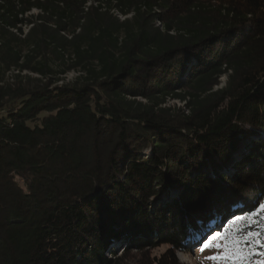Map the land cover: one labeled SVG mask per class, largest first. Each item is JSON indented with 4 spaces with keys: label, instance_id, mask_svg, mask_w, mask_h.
<instances>
[{
    "label": "trees",
    "instance_id": "16d2710c",
    "mask_svg": "<svg viewBox=\"0 0 264 264\" xmlns=\"http://www.w3.org/2000/svg\"><path fill=\"white\" fill-rule=\"evenodd\" d=\"M263 196L264 0H0V264H181Z\"/></svg>",
    "mask_w": 264,
    "mask_h": 264
},
{
    "label": "rangeland",
    "instance_id": "374dc122",
    "mask_svg": "<svg viewBox=\"0 0 264 264\" xmlns=\"http://www.w3.org/2000/svg\"><path fill=\"white\" fill-rule=\"evenodd\" d=\"M36 13V12H33ZM118 18L123 19L120 15L117 13H114ZM24 32H27L28 28L23 27ZM54 65V64H53ZM55 67V65L53 66ZM17 72L16 71H10L7 73V77L11 78L14 76ZM23 74L32 75L33 74L24 72ZM81 70H74L69 71L61 75L64 82H70L77 78L79 75H81ZM63 81H60L58 83H61ZM226 81V77H222L220 79L219 88L224 85ZM168 105L170 104H176V106L184 107V104L179 101H172L169 100ZM187 111V110H186ZM148 156V152L144 153V157ZM166 199V197H160L159 200L163 202L162 200ZM165 201V200H164ZM155 201L151 202L153 205ZM261 205H264V196L262 197L261 201L258 204V207L256 209V215L260 218V229H257L256 231L252 233H246L241 230L240 227H238L235 223H237L239 220L237 219L240 217V212L233 213L234 216H231L229 219L226 220V222L222 223V228H224L220 234H224L226 232L230 233L227 240H218L216 241L217 245H227L228 247L232 246L233 241H238V247L239 249L245 254L247 259L242 261H231V260H214V259H206V257H213V256H220L223 255L224 251L227 250L225 247H210L205 249L204 251H201V247L205 243V241L212 235H214V232H194L189 231V237L185 240L183 244V250L181 252L176 253V258L181 264H261L262 257L258 255L260 252H264V248L260 247L259 244H255L253 242V234L259 233L260 239L264 240V211H261ZM231 223V225L228 226V223ZM219 230V228L217 227ZM200 240V241H199ZM199 241V242H198ZM198 242V243H197ZM166 245L159 246L153 250L147 251L144 254L139 253H132L128 259L125 260L124 264H142L143 262H148L146 260H151L153 257H159L167 250ZM123 246L116 245L112 248V254L115 256L120 255L123 252ZM135 252V251H134Z\"/></svg>",
    "mask_w": 264,
    "mask_h": 264
},
{
    "label": "snow or ice",
    "instance_id": "6c2138e0",
    "mask_svg": "<svg viewBox=\"0 0 264 264\" xmlns=\"http://www.w3.org/2000/svg\"><path fill=\"white\" fill-rule=\"evenodd\" d=\"M261 211H264V205H261ZM238 220L241 218H237ZM230 233L226 232L223 235L220 233H215L214 235L210 236L203 246L201 247V251H204L207 248L210 247H225L227 248L226 251H224L223 255L220 256H213V257H206V259H214V260H231V261H242L247 259L245 254L239 249L238 247V241H233L232 246L228 247L227 245H217L216 241L218 240H227ZM259 233L253 234V242L255 244H259L260 247L264 248V240L260 239ZM262 257L261 264H264V252L258 253Z\"/></svg>",
    "mask_w": 264,
    "mask_h": 264
},
{
    "label": "built area",
    "instance_id": "2783aa9c",
    "mask_svg": "<svg viewBox=\"0 0 264 264\" xmlns=\"http://www.w3.org/2000/svg\"><path fill=\"white\" fill-rule=\"evenodd\" d=\"M89 4V3H88ZM24 33H26V32H24Z\"/></svg>",
    "mask_w": 264,
    "mask_h": 264
},
{
    "label": "water",
    "instance_id": "95a60500",
    "mask_svg": "<svg viewBox=\"0 0 264 264\" xmlns=\"http://www.w3.org/2000/svg\"><path fill=\"white\" fill-rule=\"evenodd\" d=\"M199 241H200V240H199ZM199 241H198V242H199ZM198 242H197V243H198Z\"/></svg>",
    "mask_w": 264,
    "mask_h": 264
}]
</instances>
